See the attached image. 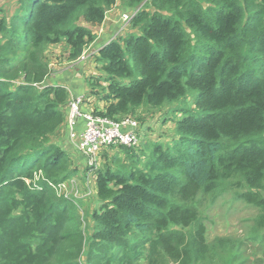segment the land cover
Listing matches in <instances>:
<instances>
[{
  "label": "trees",
  "instance_id": "16d2710c",
  "mask_svg": "<svg viewBox=\"0 0 264 264\" xmlns=\"http://www.w3.org/2000/svg\"><path fill=\"white\" fill-rule=\"evenodd\" d=\"M16 2L0 15V264H244L235 244L224 256L208 243L196 201L236 184L259 210L252 237L264 229V0H121L130 30L94 55L102 74L76 96L137 120L138 136L166 105L180 116L168 141L103 150L87 224L57 190L78 168L53 139L72 93L51 80L47 51L63 43L81 64L118 0Z\"/></svg>",
  "mask_w": 264,
  "mask_h": 264
},
{
  "label": "rangeland",
  "instance_id": "374dc122",
  "mask_svg": "<svg viewBox=\"0 0 264 264\" xmlns=\"http://www.w3.org/2000/svg\"><path fill=\"white\" fill-rule=\"evenodd\" d=\"M119 1V7H124L121 0ZM17 6L16 0H0V7L3 8L0 15L12 14ZM88 54H83V60L79 61L83 62L80 66L81 72L82 67L83 70L87 69V73H89V70H92L91 73H89L88 78L102 74L98 66L97 69L95 68V57ZM47 55L51 65L50 67L52 68V76L68 68V65H66L67 54L63 43L51 45L48 48ZM58 64H61V66L56 68ZM76 64L79 63L76 62ZM86 64L88 67L84 69V65ZM82 73L83 75L85 74V72ZM74 80L76 81L77 79ZM82 82L84 83V88L89 85V79L87 78L82 80ZM103 84L105 85L106 83L103 81ZM70 85L71 86L69 87L71 89L72 86L75 85V82L72 79ZM90 88L91 87L89 86V90ZM89 90H87V92ZM92 100H95V97H93ZM187 101L192 102V98H187ZM87 102L88 104L91 103L90 101ZM171 107H173V105H166L149 116L150 120H146V123H144L137 144H141L144 140L155 141L157 139H161L168 141L172 138L175 127L173 118L179 117L180 113L174 114ZM165 118H167L168 121H165ZM63 133L64 130L59 134V136H56L53 139L62 145L67 144V147L71 149L70 151L74 156L73 162L78 168V172L75 176L69 178V181L60 184V186L58 185L57 190L60 194H65L68 197L75 199V202L80 207L82 214L85 216L87 224L89 223V219L86 216H88V214L97 206V200L95 197L96 179L94 171L106 161V157L103 156L104 151L101 150L100 154H98L96 158L93 160L87 159V161H85L86 159H84L82 153L78 151L70 138L67 136L66 138L64 137ZM62 135L65 140L60 138ZM91 166H93L92 168L95 166L94 171H92ZM28 182H30V180H28ZM234 185L235 186L229 188L225 193L219 195H200L196 204L198 205V209L207 228L208 243L214 246L216 251L222 252L224 256L225 252L221 250L220 246L235 244L236 247H238L235 249L236 253L240 252L238 257H240V259L247 260L244 264H251L256 262L258 257H264V235L262 234L264 233V229L262 231H258L259 235H257V239L252 237L255 234V217L257 216L259 210L257 207L250 205L243 199L239 198L238 193L241 191V188L236 186V184ZM140 263L147 264V260H142ZM157 263L173 264L172 261L166 258L160 259ZM213 264H222V262L217 257L213 261Z\"/></svg>",
  "mask_w": 264,
  "mask_h": 264
},
{
  "label": "built area",
  "instance_id": "2783aa9c",
  "mask_svg": "<svg viewBox=\"0 0 264 264\" xmlns=\"http://www.w3.org/2000/svg\"><path fill=\"white\" fill-rule=\"evenodd\" d=\"M131 12L123 14L125 21H130ZM85 58V57H84ZM81 60L83 58L81 57ZM84 96L72 97L67 123L69 138L74 146L89 160L96 158L101 150L112 145L133 146L138 143L139 136L136 130L140 127L137 120L125 118L120 121L96 115L92 110H86L83 104ZM79 119L84 120L81 131L76 125Z\"/></svg>",
  "mask_w": 264,
  "mask_h": 264
},
{
  "label": "crops",
  "instance_id": "0c3cea01",
  "mask_svg": "<svg viewBox=\"0 0 264 264\" xmlns=\"http://www.w3.org/2000/svg\"><path fill=\"white\" fill-rule=\"evenodd\" d=\"M119 5H120V1L118 0L117 5H115L112 9H110L107 12V15H106L103 23L94 28V33L96 34V38H95V41L92 42L89 45V47L87 48L86 53L87 54L89 53L88 55L93 57L96 53H98L100 51V49L109 40L117 38V37L125 34L127 31L130 30L129 21H125L123 18V14L129 12L130 9L126 6L121 8V7H119ZM128 27H129V29H128ZM81 63H83V62H81ZM95 64H96L95 68L97 69V66L99 67L100 65L97 63H95ZM66 65H68V68H66L63 71L59 70L60 72H58L56 75L52 76L51 80L53 82L63 84V85H67L69 87V86H71L70 84H71V79H72L75 82V85L72 86V89L69 87V89L71 90V93H72V97H75V95H77V94L87 93V90H89V85L84 88V83L82 82V80H84L86 78L89 79L88 76L92 70L88 69L89 73H87V69L83 70V67H82V72H85V74L83 75V73L81 72V68H80L79 64H76V63L74 64L72 62L67 61ZM58 66H61V64H58L56 66V68ZM84 66H85L84 69L88 67L87 64ZM92 68H93V65H92ZM93 73H95V72H93ZM74 79H77V80L75 81ZM93 97H95V100H92ZM97 100H98L97 96L91 94V96L88 97V101H90L91 103L88 104V102H87L85 104L86 109L92 110L94 108L95 104L98 102ZM101 105H103L102 102H101ZM83 126H84V120L79 119V121L76 125L77 131H81ZM63 130H64V133H63L64 137L66 138V136H67L69 138V125H68V123L65 124V126L63 127ZM63 135L60 138L65 140ZM95 191H96V186H95Z\"/></svg>",
  "mask_w": 264,
  "mask_h": 264
},
{
  "label": "water",
  "instance_id": "95a60500",
  "mask_svg": "<svg viewBox=\"0 0 264 264\" xmlns=\"http://www.w3.org/2000/svg\"><path fill=\"white\" fill-rule=\"evenodd\" d=\"M82 65V63L80 64V66Z\"/></svg>",
  "mask_w": 264,
  "mask_h": 264
}]
</instances>
